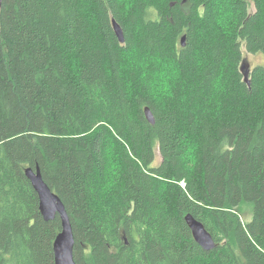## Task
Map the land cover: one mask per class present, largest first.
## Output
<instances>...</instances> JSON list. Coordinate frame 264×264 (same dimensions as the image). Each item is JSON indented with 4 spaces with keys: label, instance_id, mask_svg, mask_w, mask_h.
<instances>
[{
    "label": "trees",
    "instance_id": "16d2710c",
    "mask_svg": "<svg viewBox=\"0 0 264 264\" xmlns=\"http://www.w3.org/2000/svg\"><path fill=\"white\" fill-rule=\"evenodd\" d=\"M185 1L4 0L0 264H56L38 167L76 264H264V65L250 86L240 71L264 57V0Z\"/></svg>",
    "mask_w": 264,
    "mask_h": 264
},
{
    "label": "water",
    "instance_id": "95a60500",
    "mask_svg": "<svg viewBox=\"0 0 264 264\" xmlns=\"http://www.w3.org/2000/svg\"><path fill=\"white\" fill-rule=\"evenodd\" d=\"M186 0L185 2H187ZM4 0H0V9ZM113 29L116 37L121 44H124L125 34L122 27L114 20ZM182 46H186V37L182 39ZM240 71L244 77V81L251 85V64L248 58H245L241 65ZM146 118L152 125L156 124V119L150 110H145ZM26 176L31 181L35 191L40 199V211L46 222L54 221L59 217L62 221V232L57 237L54 244L55 262L56 264H76L74 257L75 238L73 227L67 213L66 207L60 200L58 195L44 182L40 169L37 171L33 169L26 170ZM185 221L191 229L195 241L207 252L216 249L217 244L214 241L210 232L205 228L204 224L194 218L191 214L185 217Z\"/></svg>",
    "mask_w": 264,
    "mask_h": 264
},
{
    "label": "rangeland",
    "instance_id": "374dc122",
    "mask_svg": "<svg viewBox=\"0 0 264 264\" xmlns=\"http://www.w3.org/2000/svg\"><path fill=\"white\" fill-rule=\"evenodd\" d=\"M233 8L230 7V8H226L223 10V12H221V20L220 22L223 24L225 21H229L231 20V12H232ZM245 58H248L249 59V62L251 64V68H252V71L254 70L255 67L257 66H260V65H264V57L263 56H253V55H248L246 52H244V59ZM169 77V76H167ZM158 79L160 80V82L158 83V88H162V92H167L169 88H164L165 87V77L163 75H158ZM164 80V82L162 81ZM164 83V84H163ZM167 84V83H166ZM161 163V158L160 156L157 154V160H156V165L158 166L159 164ZM244 211L246 213V215L244 214L243 215V218H244V221L245 222H249L251 219H252V209L251 207L249 206H246L244 208ZM126 238V237H125Z\"/></svg>",
    "mask_w": 264,
    "mask_h": 264
},
{
    "label": "bare ground",
    "instance_id": "6f19581e",
    "mask_svg": "<svg viewBox=\"0 0 264 264\" xmlns=\"http://www.w3.org/2000/svg\"><path fill=\"white\" fill-rule=\"evenodd\" d=\"M38 168H39V167H38ZM38 168H37V169H38ZM28 169H33V168H28ZM37 169H36V170L33 169V170H34V171H37ZM39 169H40V168H39ZM40 171H41V170H40ZM41 174H42V173H41ZM58 197H59V196H58ZM60 200H61V199H60ZM61 201H62V200H61Z\"/></svg>",
    "mask_w": 264,
    "mask_h": 264
}]
</instances>
